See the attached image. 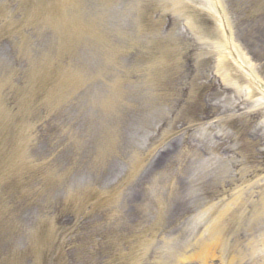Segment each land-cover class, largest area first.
Returning <instances> with one entry per match:
<instances>
[{
  "label": "rangeland",
  "instance_id": "374dc122",
  "mask_svg": "<svg viewBox=\"0 0 264 264\" xmlns=\"http://www.w3.org/2000/svg\"><path fill=\"white\" fill-rule=\"evenodd\" d=\"M222 2L264 81V0ZM208 8L0 0V264H169L220 214L223 264L246 252L264 229V101ZM73 21L88 28L69 44Z\"/></svg>",
  "mask_w": 264,
  "mask_h": 264
},
{
  "label": "bare ground",
  "instance_id": "6f19581e",
  "mask_svg": "<svg viewBox=\"0 0 264 264\" xmlns=\"http://www.w3.org/2000/svg\"><path fill=\"white\" fill-rule=\"evenodd\" d=\"M106 2H110L111 0H105ZM208 4L210 6L209 14H212L214 16L215 22L218 23L217 28L220 30L222 36L221 38V47L225 51V58L228 59V57H232V60H234L235 64L238 67V70L243 74L244 77H246L250 83L255 85L256 90L261 93V97L257 98L258 101H264V81L259 77L257 72L254 70V67L252 66V62L248 59V57L245 55L242 48L235 42L233 38V32L232 28L229 22V19L227 17L226 9L223 5L222 0H208ZM58 23L63 22V18H58ZM88 27L80 26V24L73 21V24H70V26L66 27V37L68 39L69 44L71 42H74L78 39L79 35L82 34L83 30L86 31ZM90 32H88V35ZM93 34V33H92ZM264 36V34H262ZM96 36V35H95ZM264 38V37H263ZM68 44V45H69ZM223 52L220 54H217L219 58H224L222 56ZM221 58V59H222ZM221 61V62H220ZM219 61V64L216 67V70L218 74L221 76V80L224 84L233 85L232 80L229 79L228 74H226V65L225 63L222 64V60ZM170 158H164L163 156H159L154 163L152 164L151 171H157L161 168H165L168 164ZM182 183L179 184L181 186ZM140 196L139 192H133L131 194V199L136 200ZM264 200V198L262 199ZM155 201L156 206L158 207V215L159 217L162 216V210L166 207V203L164 200H161L159 197H157ZM172 206V207H171ZM170 211L172 214H178L180 215L184 209L185 206H182L180 203H176L175 205L171 204ZM263 212H261L260 215L256 216L255 221L253 223V226L262 225L264 224V201L261 204ZM215 211V209L213 210ZM227 209H223L220 212H226ZM175 214V215H176ZM224 215V213H223ZM228 216L226 221L228 220ZM224 221L223 216L220 214L218 216L217 220H214L213 222L208 223V225H203L199 228V230L194 233V237L192 241L186 243L183 247H181L178 251H173L169 253L168 261L169 264H212L213 259H219L220 263L223 264V260L221 257L223 252V247L225 243L224 235L222 233L221 229V223ZM157 230L159 229V226H155ZM253 230V227H252ZM165 244V242L163 243ZM153 246L154 242H151L147 245ZM164 253V252H161ZM232 252L231 254H233ZM238 255L234 254V256L229 255L228 258L225 259V264H243L244 257L247 258V255L249 257V264H263L264 263V229L257 234L256 236H253L251 240L248 242L247 250L246 252L244 250H238ZM247 253V255H246ZM147 255V251L145 252V257ZM144 257V258H145ZM140 260V259H139ZM139 260L134 262L133 264H140Z\"/></svg>",
  "mask_w": 264,
  "mask_h": 264
}]
</instances>
